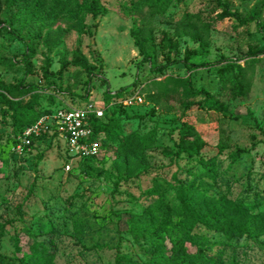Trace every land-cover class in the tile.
<instances>
[{"label": "rangeland", "instance_id": "rangeland-1", "mask_svg": "<svg viewBox=\"0 0 264 264\" xmlns=\"http://www.w3.org/2000/svg\"><path fill=\"white\" fill-rule=\"evenodd\" d=\"M92 1L30 0L27 6L9 7L0 0V81L40 87L16 100L26 103L40 91V111L89 100L104 105L106 91L151 84L152 64L166 65V74L157 79L190 77L195 95L185 99L181 90L166 94L154 86L141 94L139 86L142 101L131 104L123 120L127 133L154 134L152 146L142 155L102 145V156L90 165L71 158L61 138L36 142L27 159L15 156L13 118L0 106V254L5 257L0 264H114L118 253L149 264L143 249L156 245L136 240L127 217L162 202L165 215L154 212L157 224L167 227L160 234L170 253L186 230L175 208L180 184L192 186L201 210L255 226L252 238L228 240L220 230L195 227L215 243L213 254L221 255L223 264H264V52L254 61L246 56L264 49L259 24L264 0H223L238 14L224 19L211 0H173L163 15L147 6L135 13L131 0H97V15L78 13ZM135 26L154 41L152 64L142 61L132 36ZM164 36L177 43L169 61ZM28 44L34 51L30 57L23 55ZM226 57L245 67L244 93L217 75ZM186 60L212 64L190 69ZM207 96L228 104L230 115L198 104L185 108V101ZM179 118L206 141L198 157L170 150ZM214 156L216 175L201 172L202 161ZM255 193L261 195L260 205L244 208L243 199ZM195 250L185 242V253Z\"/></svg>", "mask_w": 264, "mask_h": 264}, {"label": "trees", "instance_id": "trees-1", "mask_svg": "<svg viewBox=\"0 0 264 264\" xmlns=\"http://www.w3.org/2000/svg\"><path fill=\"white\" fill-rule=\"evenodd\" d=\"M29 1L30 0H2V2L6 3L9 7H15L17 4L21 3L27 6ZM172 1L173 0H131L129 8L135 13H140L143 8L147 6L150 7L152 12H157L158 14L163 15ZM211 1H215L216 6L222 8V11L218 14V18L224 19L229 16H238L236 12L230 10L226 1ZM99 8L98 1L93 0L90 5L82 6L78 13H92L93 15H97ZM246 21L247 19L244 20V22ZM259 24L264 31V22ZM4 29L6 31H11V29L6 27H4ZM194 35L203 38V36L198 32ZM132 36L134 37L135 44L139 49V54L142 56V61L150 62L152 64L155 56V45L151 35L140 27L135 26L132 29ZM148 42L151 43L148 44ZM163 42L165 46L169 48L167 51V58L169 61L171 52L177 49V43L170 37L166 36L163 37ZM206 44L207 43L203 40L202 45L204 46ZM27 49V52L23 55L29 57L32 56L34 51L30 44L27 45ZM263 52L264 49L251 50L246 56L254 61L258 58V55L263 54ZM224 60L226 63L215 69L217 75L220 77L224 85L232 83L233 86L237 88L238 93H244L245 67L242 66L237 59L233 60L232 58L226 57ZM173 62L175 61H170V63ZM186 64L190 67V69H193L200 66L211 65L212 63L202 62L193 64L186 60ZM26 67L28 68V65H26ZM151 67L152 70L156 72V76L153 77L150 82L151 84L148 83L142 86H140V84L134 85L132 91H128L127 88H121L115 92L109 90L104 93L106 108L103 117L91 118V122L94 127V138L101 142V147L102 145L110 144L115 146L119 152L134 150L143 155L145 150L152 146L155 140L153 136L154 134H142L138 130H133L127 133L123 120V118L129 117L128 111L130 108H133V105H124L120 103L119 100L135 94L138 91L137 88L139 86L141 94L146 92L147 89L150 90L151 86H154L158 88L159 92L166 94L181 90L185 99L195 95L192 90V79L190 77L185 78L176 75H167L163 79H157L158 77L166 74L164 72L166 65L156 66L152 64ZM37 88L40 89V87L33 84L20 86L6 85L4 82L0 81V106L4 108L5 112L10 113L13 118L14 129L12 132L13 134L11 135L10 148L16 143V136L23 129V127L34 121L41 112L39 108L36 109L39 96L41 95L40 91L38 94L34 95V100L31 99L26 103L16 100L15 97L23 92H33V90ZM85 98H88L87 94L84 99ZM112 101L114 102L112 103ZM185 102V108L198 104L199 107L211 108L222 112L224 115H230L228 104L219 100H214L209 96L204 99ZM51 110L52 109H45L46 112H50ZM151 112H155L154 108H152ZM175 121L179 124L178 136L170 147L171 152L179 156L185 155L187 157H198L201 155L206 146V141L202 138L196 128L188 121H185L182 118L176 119ZM46 138H49L48 135H43L35 141V143ZM34 144L21 156H17L14 153L12 154L17 157L27 159L30 155V149L34 146ZM240 153L241 150H237L235 157H237ZM100 156H102V154ZM100 156L81 157L78 158V160H80L82 164L90 165L93 164L94 161H97ZM201 172L207 173L210 176L216 175L215 156L202 161ZM176 191L178 192V197L175 208L181 219L184 221L186 230L184 231V237H180L174 241L170 253L164 249L165 236L160 234V232L166 231L167 227L157 224L154 212V210H157V213L161 212L165 215V212L162 211L164 208L162 202H157L155 207H152L151 209L146 208L140 215L133 214L129 216L130 218L127 217V220L130 222L129 231L136 240H149L156 245L155 248L151 250L146 248L143 249L144 253L147 254L149 264H223L220 259L221 255L213 254L215 243L211 241L205 233L194 231L197 226L202 225L204 228L220 230L226 240L241 238L245 235L252 238L256 235L255 226L252 223L236 225L228 218L227 215H223L219 211L212 209L201 210L199 202L192 191V186L180 184L176 188ZM260 199L261 195H258L257 193L253 195L249 194L243 199L242 204L244 208L254 210L260 205ZM185 242H189L191 245L195 246L196 250L185 253ZM4 261V255L0 254V263H3ZM114 264L142 263L128 254L118 253Z\"/></svg>", "mask_w": 264, "mask_h": 264}, {"label": "built area", "instance_id": "built-area-1", "mask_svg": "<svg viewBox=\"0 0 264 264\" xmlns=\"http://www.w3.org/2000/svg\"><path fill=\"white\" fill-rule=\"evenodd\" d=\"M138 100L142 101L139 91L119 101L124 105H131ZM105 108L106 104L102 105L100 102L89 100L78 106L65 104L50 112L41 111L34 121L23 127L17 134L16 143L11 147V152L21 156L41 136L48 135L49 138L64 139L72 153L71 158L100 156L101 142L94 138L91 118L103 117ZM70 167V163H67L66 169Z\"/></svg>", "mask_w": 264, "mask_h": 264}]
</instances>
